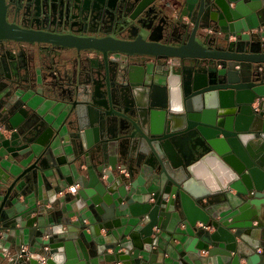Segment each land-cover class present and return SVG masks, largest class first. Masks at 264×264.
I'll use <instances>...</instances> for the list:
<instances>
[{
    "label": "water",
    "instance_id": "1",
    "mask_svg": "<svg viewBox=\"0 0 264 264\" xmlns=\"http://www.w3.org/2000/svg\"><path fill=\"white\" fill-rule=\"evenodd\" d=\"M0 38L103 55L0 100V264H264V0H0Z\"/></svg>",
    "mask_w": 264,
    "mask_h": 264
},
{
    "label": "flooded vegetation",
    "instance_id": "2",
    "mask_svg": "<svg viewBox=\"0 0 264 264\" xmlns=\"http://www.w3.org/2000/svg\"><path fill=\"white\" fill-rule=\"evenodd\" d=\"M82 32L87 35L94 34L93 29H79L78 25L56 33L50 31V34L70 37ZM102 57V53L92 49H76L46 41L0 38V100L10 92V87L16 86L15 82L18 85L22 83L17 87L27 89L26 94L36 96L37 91L42 93L44 85H57L62 82L63 73L74 75L81 68L80 63H86L93 71H98ZM80 78L83 80L84 76L81 75ZM36 97L41 98L39 95ZM1 104L0 111L4 109ZM17 257L10 256L11 263L15 262Z\"/></svg>",
    "mask_w": 264,
    "mask_h": 264
},
{
    "label": "crops",
    "instance_id": "3",
    "mask_svg": "<svg viewBox=\"0 0 264 264\" xmlns=\"http://www.w3.org/2000/svg\"><path fill=\"white\" fill-rule=\"evenodd\" d=\"M263 66V64L261 65V67ZM74 185H76V184H71V185H69L68 187H66L65 188V190H64V192H69L68 191V188L70 187V186H74ZM77 190V189H76ZM71 194H74V193H71ZM57 196H60V194H58ZM254 223H256V221H254ZM25 248V247H24ZM180 248V247H179ZM261 251V249H257V252H260ZM241 262H243V261H241Z\"/></svg>",
    "mask_w": 264,
    "mask_h": 264
},
{
    "label": "built area",
    "instance_id": "4",
    "mask_svg": "<svg viewBox=\"0 0 264 264\" xmlns=\"http://www.w3.org/2000/svg\"><path fill=\"white\" fill-rule=\"evenodd\" d=\"M76 189H77V185H74V186H70L69 188H68V191L70 192V193H75L76 192ZM24 250V247L22 248V251Z\"/></svg>",
    "mask_w": 264,
    "mask_h": 264
}]
</instances>
